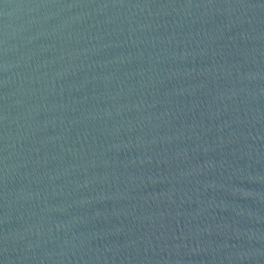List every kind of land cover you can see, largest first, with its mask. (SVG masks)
I'll return each mask as SVG.
<instances>
[{
	"label": "water",
	"instance_id": "water-1",
	"mask_svg": "<svg viewBox=\"0 0 264 264\" xmlns=\"http://www.w3.org/2000/svg\"><path fill=\"white\" fill-rule=\"evenodd\" d=\"M0 264H264V0H0Z\"/></svg>",
	"mask_w": 264,
	"mask_h": 264
}]
</instances>
